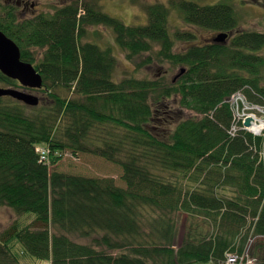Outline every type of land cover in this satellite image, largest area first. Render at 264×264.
<instances>
[{"label":"trees","instance_id":"1","mask_svg":"<svg viewBox=\"0 0 264 264\" xmlns=\"http://www.w3.org/2000/svg\"><path fill=\"white\" fill-rule=\"evenodd\" d=\"M63 1L26 17L0 0V30L41 74L36 91L45 94L35 106L0 96V206L35 217L0 238V264H21L11 240L51 264H222L227 254L264 264V136L231 135L226 102L237 90L264 102V31L239 30L228 0L147 4L138 25L98 0ZM171 7L211 37L226 32V42L172 33ZM88 25L110 28L128 59L150 53L143 63L178 72L114 79L115 56L84 40ZM0 85L20 86L1 72ZM170 97L192 114L171 112ZM155 113L160 132L150 126ZM67 151L119 166V181L56 170Z\"/></svg>","mask_w":264,"mask_h":264},{"label":"rangeland","instance_id":"2","mask_svg":"<svg viewBox=\"0 0 264 264\" xmlns=\"http://www.w3.org/2000/svg\"><path fill=\"white\" fill-rule=\"evenodd\" d=\"M4 3V0H1ZM6 1V0H5ZM9 1V0H8ZM16 0H12L14 2ZM28 3V11L21 16L29 17L37 13H52L56 6H60L63 0H25ZM204 1H216V0H201ZM230 1L236 11V16L238 18V29L239 30H256L264 31V0H259V2L252 0H228ZM227 1V2H228ZM163 2L169 5V0H98L97 4L99 9L120 19L125 24H144L147 21V15L145 13V6L147 4ZM34 3V7L31 8L29 5ZM17 12H21L22 8L18 7ZM169 28L173 33L176 30L187 29L196 33L197 42H201L206 37H211L209 32L204 29L197 28L195 26H190L184 23L182 18L179 16L178 12L174 8H170L169 11ZM84 40L93 41L101 47H110L113 55L115 56L116 63L113 71L114 79L120 80L125 76H134L137 78H150L155 79V77H160L164 75L166 79H171L177 72L178 68L171 67L166 61H158L154 59L151 63H143L146 57L150 53H142L141 55H136L131 59L127 58L126 53L121 50L115 43L114 34L112 30L104 25H88L87 35ZM183 44L177 42L176 47L179 48ZM186 45V44H184ZM152 55V53H151ZM1 86V85H0ZM13 88L26 91L28 93L35 94L39 98V102L43 99L45 94L41 91L24 89L21 86H11ZM38 102V103H39ZM168 104V109L171 112H181L178 117L182 114L183 116H190L192 113L187 110L180 109L177 101L174 97H170L165 101ZM154 117L156 121L151 122V128H158L159 132L162 131L166 125L160 124L159 120L161 116L155 113ZM173 126V124H172ZM40 150H43L40 147ZM97 157V156H96ZM99 159H102L98 157ZM104 160V159H102ZM106 163H110L107 162ZM56 170L63 171L66 173H77L84 175H102L113 177L115 180L119 181L121 170L119 166L104 164L98 161L94 156L81 153L78 156L73 155L67 151L61 160L54 167ZM34 215L32 214H18L14 211L12 207L0 206V238L4 236L5 232L11 231L12 227L18 225L22 226H35ZM69 237L80 243H89V237H81L78 234H69ZM11 249L15 253L20 255L21 264H51L50 261L39 260L34 257L25 255L21 253V246L15 240L10 241ZM193 264H211V263H193Z\"/></svg>","mask_w":264,"mask_h":264},{"label":"water","instance_id":"3","mask_svg":"<svg viewBox=\"0 0 264 264\" xmlns=\"http://www.w3.org/2000/svg\"><path fill=\"white\" fill-rule=\"evenodd\" d=\"M227 36L226 32H220L215 34L211 40L223 43ZM0 72L17 80L25 88L40 89L43 84L42 76L35 66L21 59L20 47L2 30H0ZM0 96H11L30 106H35L39 102V98L35 94L13 87L0 86Z\"/></svg>","mask_w":264,"mask_h":264},{"label":"built area","instance_id":"4","mask_svg":"<svg viewBox=\"0 0 264 264\" xmlns=\"http://www.w3.org/2000/svg\"><path fill=\"white\" fill-rule=\"evenodd\" d=\"M230 104L233 110V124L230 128L231 134L238 126L252 131L256 134L264 133V104L249 103L242 93L236 92L230 98ZM247 118H250L249 124L244 125ZM41 159L46 158V151L41 150ZM238 257L234 254H227V259L223 264H237Z\"/></svg>","mask_w":264,"mask_h":264},{"label":"flooded vegetation","instance_id":"5","mask_svg":"<svg viewBox=\"0 0 264 264\" xmlns=\"http://www.w3.org/2000/svg\"><path fill=\"white\" fill-rule=\"evenodd\" d=\"M4 3L5 4H13L15 7H16V9L18 8V7H20V8H22V11L19 13L20 15H24L27 11H28V3H26V1L25 0H16V1H14V2H12V0H4ZM31 8H33L34 7V3H31L30 5H29ZM36 14H34V15H30V16H35Z\"/></svg>","mask_w":264,"mask_h":264}]
</instances>
